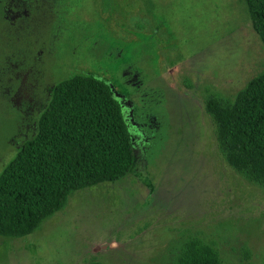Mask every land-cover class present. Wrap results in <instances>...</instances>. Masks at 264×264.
Returning <instances> with one entry per match:
<instances>
[{"label":"rangeland","instance_id":"1","mask_svg":"<svg viewBox=\"0 0 264 264\" xmlns=\"http://www.w3.org/2000/svg\"><path fill=\"white\" fill-rule=\"evenodd\" d=\"M23 1L26 16L0 24V174L26 139L14 136L11 90L27 70L26 85L38 79L27 111L36 121L59 82L106 83L134 165L121 181L72 193L33 234L0 237V264H169L196 232L222 264H264V189L227 165L205 111L208 95L233 101L264 73L245 0Z\"/></svg>","mask_w":264,"mask_h":264},{"label":"trees","instance_id":"2","mask_svg":"<svg viewBox=\"0 0 264 264\" xmlns=\"http://www.w3.org/2000/svg\"><path fill=\"white\" fill-rule=\"evenodd\" d=\"M253 31L264 47V0H245ZM219 152L247 182L264 189V73L233 101L208 95ZM134 151L119 105L103 81L76 75L59 82L25 141L0 174V237L22 238L62 211L69 196L124 179ZM87 264H102L90 261ZM169 264H222L196 232L184 234Z\"/></svg>","mask_w":264,"mask_h":264},{"label":"flooded vegetation","instance_id":"3","mask_svg":"<svg viewBox=\"0 0 264 264\" xmlns=\"http://www.w3.org/2000/svg\"><path fill=\"white\" fill-rule=\"evenodd\" d=\"M26 2L23 0H0V24L9 23L10 25H13L15 22L19 21L23 18V16H26ZM37 56H34V66L30 65V68H34V75L38 76V73L40 72L38 70V63L36 62ZM24 64H30V62H27L26 59H24ZM22 67V64H14V69ZM23 68H20L22 70ZM30 70H27L25 74L18 80L20 77V72L16 71L14 76V82H17V85L15 89L11 90L13 91V95L11 97V100H15V113L18 117H15V121L13 124H15V134L14 136L22 137L25 139V141L29 140L33 135L36 134L37 131V122L35 119H28V113L27 111L30 110L29 105L32 101L30 98V94L34 93L38 88V79L34 77V84L29 82L28 85H26V77L29 74ZM33 71V70H31ZM10 81V79H9ZM14 82L11 81V85H14ZM7 95H9V91L6 92ZM34 103V108H35ZM24 134V135H23ZM30 134L31 136L29 137ZM29 137V138H28ZM23 142V143H24ZM22 143V144H23Z\"/></svg>","mask_w":264,"mask_h":264}]
</instances>
